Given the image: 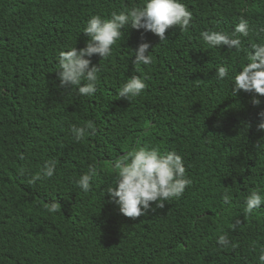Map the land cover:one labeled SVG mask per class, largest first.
I'll use <instances>...</instances> for the list:
<instances>
[{"label": "trees", "instance_id": "16d2710c", "mask_svg": "<svg viewBox=\"0 0 264 264\" xmlns=\"http://www.w3.org/2000/svg\"><path fill=\"white\" fill-rule=\"evenodd\" d=\"M147 2L0 0V264H259L264 204L250 216L244 208L253 191L264 198V97L232 88L251 45H264V0H177L193 16L187 32L170 29L160 41L126 27L111 56L90 58L99 67L95 95L59 86V55L85 48L91 17ZM241 19L250 29L239 37L245 51L203 42L202 32L231 34ZM141 43L151 65H133ZM132 76L146 90L120 98ZM89 122L95 134L75 142L71 128ZM139 148L174 151L192 183L164 209L153 204L130 220L106 192L116 186L115 161ZM53 160L54 176L29 185ZM90 167L97 175L84 193L76 182ZM53 203L60 212L47 210ZM222 234L239 247L218 245Z\"/></svg>", "mask_w": 264, "mask_h": 264}, {"label": "clouds", "instance_id": "9594fccd", "mask_svg": "<svg viewBox=\"0 0 264 264\" xmlns=\"http://www.w3.org/2000/svg\"><path fill=\"white\" fill-rule=\"evenodd\" d=\"M193 19L192 13L177 0H148L143 8H132L119 14L112 13L108 20L100 16L91 17L83 31L88 38L85 48L61 52L59 55V71L56 73L59 86L64 89L76 88L77 95L91 97L96 93L99 67L91 66V57L98 56L107 59L112 54V48L122 38V29L130 27L133 30L151 33L160 41L166 40V32L178 28L181 32H187ZM250 29L248 22L241 19L234 32L205 31L201 33L203 42L209 49L226 47L237 52L245 51L242 40L239 37H248ZM150 45L141 43L135 50L133 65H151L152 57L148 55ZM87 57L88 59H86ZM248 63L233 81L232 93L237 96L239 92L254 94L264 97V45L252 44L247 54ZM137 70L139 68L137 67ZM228 77V71L220 67L216 78L220 81ZM83 82V83H82ZM83 84L81 87L80 85ZM147 88V84L137 76H132L118 92L120 98L129 99L137 97ZM252 105L259 106L260 100L253 99ZM260 123L258 131H264V111L259 113ZM71 133L75 142L79 143L91 132L95 134V125L91 122L83 127H72ZM57 161H49L44 164L41 172L31 179L29 185H35L42 179H51L54 176ZM117 171L116 186L107 190L109 202L116 204L119 213L130 220H137L154 211L150 205L158 209H164L166 202L179 199L185 190L191 186L192 181L187 179V170L182 158L173 152L161 153L158 148L149 150L139 148L118 158L114 163ZM97 175L95 167H90L88 173L82 175L76 182V186L84 193L91 191V183ZM229 196H224V203H229ZM244 215L250 216L254 210L264 204V198L258 191H253L245 201ZM52 213L60 212L61 205L53 203L48 206ZM241 224L237 220L231 226L235 231ZM217 244L227 249L231 247L235 251L239 246L230 244L226 235H220ZM259 264H264V249H261Z\"/></svg>", "mask_w": 264, "mask_h": 264}]
</instances>
